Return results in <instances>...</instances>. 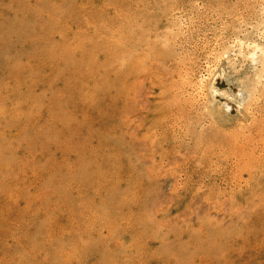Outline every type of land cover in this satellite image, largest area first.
Returning a JSON list of instances; mask_svg holds the SVG:
<instances>
[{"label": "rangeland", "instance_id": "obj_1", "mask_svg": "<svg viewBox=\"0 0 264 264\" xmlns=\"http://www.w3.org/2000/svg\"><path fill=\"white\" fill-rule=\"evenodd\" d=\"M0 264H264V0H0Z\"/></svg>", "mask_w": 264, "mask_h": 264}, {"label": "bare ground", "instance_id": "obj_2", "mask_svg": "<svg viewBox=\"0 0 264 264\" xmlns=\"http://www.w3.org/2000/svg\"><path fill=\"white\" fill-rule=\"evenodd\" d=\"M250 40H251V39H250ZM245 41H246V40H245ZM247 44H248V43H246V45H247ZM252 46H253V45H252ZM247 47H248V46H247ZM251 48H252V47H251ZM253 49H254L253 52L250 54L251 57L249 56V57L251 58V61H253V58H254V56H255V51H256V49H257L256 44L254 45V48H253ZM257 51H258V50H257ZM249 62H250V61H249ZM219 69H220V68H219ZM236 73H237V72H236ZM238 74H239V73H238ZM238 74H237V75H238ZM213 77L215 78V81H219V80L222 81V80H223L222 78H223L224 76L222 77V76L219 75V76H217V77H215V76H213ZM213 77H212V78H213ZM211 81H213V79H212ZM220 81H219V82H220ZM212 84H213V82H212ZM214 85H215V84H214ZM214 85H213V86H214ZM255 87H256V86H255ZM212 88H213V87H211V89H212ZM214 88H215V87H214ZM216 89H217V88H216ZM230 90H231V89H230ZM210 92H212V93H211V95H212V101L214 102V100L217 99L216 91H215V90H212V91H210ZM211 95H210V96H211ZM210 96H209V97H210ZM210 99H211V98H210Z\"/></svg>", "mask_w": 264, "mask_h": 264}]
</instances>
